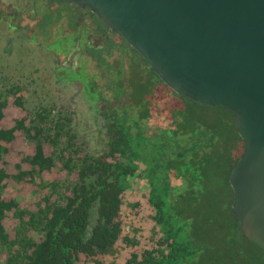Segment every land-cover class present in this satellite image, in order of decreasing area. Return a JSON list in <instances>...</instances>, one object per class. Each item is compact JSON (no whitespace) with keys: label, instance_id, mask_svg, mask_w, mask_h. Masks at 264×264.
I'll use <instances>...</instances> for the list:
<instances>
[{"label":"trees","instance_id":"16d2710c","mask_svg":"<svg viewBox=\"0 0 264 264\" xmlns=\"http://www.w3.org/2000/svg\"><path fill=\"white\" fill-rule=\"evenodd\" d=\"M47 1L63 6L41 10L42 31L50 33L68 18L72 35L71 45L56 42V54L62 59L82 35L81 44L106 78L110 97L84 66L86 82L72 78L77 69L58 70L100 103L109 141L102 153L91 155L77 145L72 117L52 115L44 106L28 110L19 88L9 91L11 98L0 94V252L6 256L0 264H103L104 257L119 259L122 253L124 264H215V248H232L235 238L253 243L257 250H246L253 262L264 264V249L239 230L232 209L229 175L245 147L236 114L178 94L90 8ZM35 5L43 8L39 0ZM89 16L103 45L84 42L90 31L78 19ZM10 105L24 115L6 125ZM21 134L34 149L11 168L6 157ZM57 170L76 178L65 184L48 177L52 192L35 210L7 192L11 181L34 182ZM10 214L19 216L15 235L6 226Z\"/></svg>","mask_w":264,"mask_h":264},{"label":"water","instance_id":"95a60500","mask_svg":"<svg viewBox=\"0 0 264 264\" xmlns=\"http://www.w3.org/2000/svg\"><path fill=\"white\" fill-rule=\"evenodd\" d=\"M90 10L181 96L236 114L229 181L239 230L264 249V0H68Z\"/></svg>","mask_w":264,"mask_h":264},{"label":"rangeland","instance_id":"374dc122","mask_svg":"<svg viewBox=\"0 0 264 264\" xmlns=\"http://www.w3.org/2000/svg\"><path fill=\"white\" fill-rule=\"evenodd\" d=\"M35 2L36 0H0V94L11 98L9 91L19 88L18 94L24 96L28 110L44 106L53 111L52 115H69L73 120V131L77 134V145L91 155H98L107 148L109 141L100 103L92 100L76 82L73 83L65 78L64 71L58 70L60 66L70 68L72 71L84 66L85 72L95 75L96 81L102 85L103 92L110 97L111 91L103 86L106 78L81 44L82 35L76 37L74 44L60 59L54 46L61 39L63 40L59 45L62 46L67 41L71 45L72 35L68 30V18H64L61 25L50 27L49 33L42 31L39 26L40 17L37 16L46 6L56 10L63 5L56 2L49 4L47 0H39L43 8L39 6L36 8ZM84 11L86 12L87 9ZM78 21L87 25L90 31L84 42H91L92 45L104 44L103 37L93 32L97 27L95 19L89 16L80 18ZM18 24L22 27H18ZM63 51H66L65 47ZM76 71H74L73 79L88 81L87 77L82 75V68L80 72L78 71L80 75ZM23 115L24 112L10 105L6 108L4 123L12 125L13 118ZM13 148V153L6 157L7 165L11 168L15 167L21 158L33 152L34 144L21 134L14 142ZM24 168H27V165ZM48 177H57L62 183L68 184L75 180L76 174L57 170L43 177L38 176L34 182L11 181L7 192L15 195L28 211L35 210L40 199L52 192V187L46 184ZM53 197L58 196L54 194ZM138 221L135 223L137 226L140 223L144 224L145 220ZM18 224V214H10L6 220V226L12 235L17 234ZM130 224L131 222L126 227L127 231L131 229ZM136 225L134 228H138ZM230 244L233 245L232 248L227 246L228 243L224 247L215 248L214 253L219 257L215 264H257L258 261H252L251 252L246 250L248 246L254 247L251 245L253 243H246V240L240 241L235 238ZM122 255H119V259L106 256L103 258V264H124L125 259ZM5 257V254L0 252V262H3Z\"/></svg>","mask_w":264,"mask_h":264},{"label":"flooded vegetation","instance_id":"af4514ba","mask_svg":"<svg viewBox=\"0 0 264 264\" xmlns=\"http://www.w3.org/2000/svg\"><path fill=\"white\" fill-rule=\"evenodd\" d=\"M85 8H89V7H85Z\"/></svg>","mask_w":264,"mask_h":264}]
</instances>
